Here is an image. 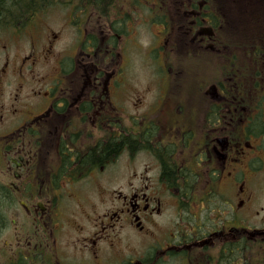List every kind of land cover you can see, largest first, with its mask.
Listing matches in <instances>:
<instances>
[{
    "label": "flooded vegetation",
    "instance_id": "1",
    "mask_svg": "<svg viewBox=\"0 0 264 264\" xmlns=\"http://www.w3.org/2000/svg\"><path fill=\"white\" fill-rule=\"evenodd\" d=\"M179 3L203 87L132 92L135 23L117 7L71 11L60 50V29L26 55L4 30L0 264H264V0Z\"/></svg>",
    "mask_w": 264,
    "mask_h": 264
},
{
    "label": "rangeland",
    "instance_id": "2",
    "mask_svg": "<svg viewBox=\"0 0 264 264\" xmlns=\"http://www.w3.org/2000/svg\"><path fill=\"white\" fill-rule=\"evenodd\" d=\"M132 1L133 0H119V2L116 4V7L118 9L129 12L131 19H133L135 23V38L132 42L133 46L131 47V54L127 68V76L132 78L134 83V89H132V92L142 94L143 88H145L147 81H153L155 77L164 78L163 75H166L167 69H163L162 64L165 60L167 62L172 61V70H170V74L172 76L177 75V77H182L183 85H186L185 78L192 80L188 76V71H185L183 74H177L176 65L173 60V58L177 54V50L172 48V45L175 41L182 47V53H187V47L185 46L184 38L181 36L178 30V25H180V22L184 19V16L179 17L178 15H176L179 6L177 3H175L177 0H169V2L172 3H163L160 7V14L164 17L167 14L163 8H166L167 10L172 12V22L175 25L172 30H165L164 39L162 40L157 37H162L160 34L162 25L158 22V19L153 20L152 14L150 15L151 11L148 7L151 4H145V1L140 2L137 0L135 3L137 5L131 6ZM237 6H239V4H237ZM128 8H131V10L129 11ZM71 11L72 10L69 7L67 8L61 5H56L48 9L46 12L39 14L37 19L31 21L32 23H38L37 28L29 31L28 34L23 35L22 44L19 48L22 53L26 55L33 51V47L31 45L32 37L37 35L40 38L41 43L45 41L46 37L50 34L51 31L55 32L58 29H60V32L62 33L60 44L57 50L62 49V45L69 41L73 33H76V28H73V26L71 25L66 26V20H64L70 13H72ZM234 11L238 12V16L237 14L232 15L235 20L242 18L241 10ZM92 18L93 21L96 20L94 16ZM112 18H109L108 20L110 21L112 20ZM168 18L169 16H167V19ZM108 20L104 19V22H107ZM75 21H79L78 17L75 18ZM5 38L6 36H4L1 32L0 47L4 43ZM230 40L234 43H241V39L237 30H233V36L230 38ZM125 42V38H120V47L124 46ZM161 57L162 62L159 64L158 62L161 61ZM187 59L189 60V62L195 60L192 57H187ZM187 66L192 67V64H188ZM196 74L199 75L200 78L204 79L200 81V86L203 87L204 85L209 83L207 81L209 76L211 75V68L206 65L203 69H197Z\"/></svg>",
    "mask_w": 264,
    "mask_h": 264
},
{
    "label": "trees",
    "instance_id": "3",
    "mask_svg": "<svg viewBox=\"0 0 264 264\" xmlns=\"http://www.w3.org/2000/svg\"><path fill=\"white\" fill-rule=\"evenodd\" d=\"M116 0H0V33L7 28L18 27L19 32L27 30L29 22L37 13H44L54 5L69 6L73 11L78 12H94L102 15L104 18H109L112 11H114ZM158 7L161 3H172L169 0H153ZM166 11L164 18L155 13L153 20L158 19V22H167V27L171 26L170 16L171 11L163 8ZM160 8L152 9V12L160 13ZM167 16L169 18L167 19ZM169 30V29H168ZM179 60L173 58L175 65L180 66L184 64L183 57H178ZM120 143L107 144L104 146L101 154L92 155V159H99L114 153L118 150ZM94 154V153H92ZM2 225V218L0 215V227Z\"/></svg>",
    "mask_w": 264,
    "mask_h": 264
}]
</instances>
